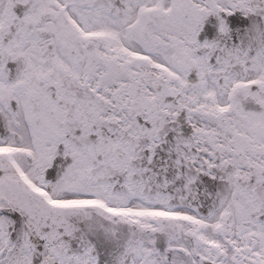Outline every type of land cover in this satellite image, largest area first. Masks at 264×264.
<instances>
[{
    "label": "snow or ice",
    "instance_id": "6c2138e0",
    "mask_svg": "<svg viewBox=\"0 0 264 264\" xmlns=\"http://www.w3.org/2000/svg\"><path fill=\"white\" fill-rule=\"evenodd\" d=\"M0 264H264V0H0Z\"/></svg>",
    "mask_w": 264,
    "mask_h": 264
}]
</instances>
